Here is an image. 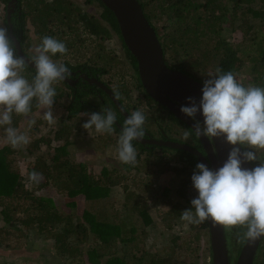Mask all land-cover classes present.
Listing matches in <instances>:
<instances>
[{
    "label": "trees",
    "instance_id": "16d2710c",
    "mask_svg": "<svg viewBox=\"0 0 264 264\" xmlns=\"http://www.w3.org/2000/svg\"><path fill=\"white\" fill-rule=\"evenodd\" d=\"M8 1L9 0H0V4H6ZM25 1L27 7L24 10L21 6ZM25 1L16 0L17 9L14 11L10 21L12 35L19 42L23 54L33 62V57L26 52L30 45L25 30L27 17L30 18L36 33L40 35V39L44 36H51L64 42L68 51L70 49L73 50L76 44L81 46L86 41L93 43L97 39H104V37L108 38V29L113 30L121 38L118 24L112 12H110L98 0H85L84 3L89 4L92 1L98 3V5L103 8L102 20L94 19L87 12H81L77 10V8H72V3H67L65 2L66 0H51L50 2L48 0ZM137 1L141 5L144 17L155 32L158 42L163 50L165 64L168 68L179 71L204 85V82L207 79L215 78V69L219 67L223 71L233 72L236 78L245 86L254 85L264 88V39L256 42L258 52H256L255 56H253V54L241 55V48H236L235 45L234 47L233 44L226 40L225 34L227 31L222 33V30L218 31L212 29L216 23L222 25L223 22H227L229 19L235 21L237 19L235 12L238 10L241 11L240 19L250 14L252 19L259 20L258 25H260L261 29H264V0ZM230 3L232 4L229 6ZM39 5L41 7H38ZM1 11H3L0 12L1 23L9 30L5 11ZM75 11H77L76 15H74ZM228 11L233 12L231 16L228 15ZM53 13L56 15L64 13L62 20L66 19L67 21L66 31L68 33L74 32L73 29L78 26L77 31L79 36L74 42L71 40L70 42L63 40L61 37L63 36L62 26L58 27V29L54 28L50 30L54 26L50 20V16ZM71 16H74L73 20L70 18ZM102 21H105L106 24L104 25ZM220 28L221 27L219 26V29ZM211 30L213 31L210 32ZM209 33H213L215 35L213 36L216 38H214V40L209 38ZM245 33L248 34V30ZM230 34L231 31H228L227 35ZM245 36L246 35L244 34L242 40L245 39ZM250 40L255 42V36L251 37ZM200 43L203 47L202 52L200 51ZM122 45L127 56L132 60V69L136 74L135 88L138 89L140 94H144V99L139 98V100H137L138 102H132L129 92L124 85L119 86L115 91V96L120 103H122L123 100L122 108L127 113L128 107H131L133 111L141 110L145 113L147 121L152 119L151 121L160 124V127L165 128L168 121H172L171 124L188 130L192 137L194 135L192 130L176 119L162 106L161 108L164 110L162 111L165 112V114L160 115L161 119L150 118L148 113H150L152 109H155L154 105H156V103L147 96L142 88L138 77L136 61L127 50L124 43ZM100 49L101 47L99 50ZM168 52L173 53L180 58H177L174 61L173 57L167 56ZM104 53L100 57V60L102 57L104 58L106 56ZM63 57L64 55L61 56L58 53L51 58L57 60L63 59ZM200 57H204V60ZM105 59L107 63H112L113 61L112 58L105 57ZM61 63H63L70 71L82 68L87 69L86 66H88L87 63L71 66V64L65 60ZM91 66L94 65L88 66L89 69L93 74L97 75H100L102 73L101 70L105 69L99 67L100 69L98 70V68H93ZM209 73H212V76H210ZM35 74L36 71L30 68L27 64L25 70L21 73V75H23L30 83L33 81ZM54 87L57 92V95L54 98V105H56L61 111V115L56 118L55 123V126H59V128L53 133H48V137H50L49 142L37 139L34 142L32 141L29 143L28 148L30 149V152L32 150L38 151L37 160L41 158L43 165L44 159L39 152V143L46 145L47 151L53 150V155L50 159L51 165L43 166L41 163L39 166L44 176L43 186L50 185L51 187H55L56 191H59L63 198L68 202L65 205L67 211L65 212L63 209L55 207L51 199L30 195L25 186H23L22 178L19 173L14 172V169L11 167L9 156L12 155L13 150L8 146L7 142L4 143V146L0 147V197L11 199V201H20L21 199H24L25 202H22V209H24V212L31 213L32 216H30L27 221L18 220L17 223L31 226L36 222L38 224V233H41L42 230L49 232L50 237L54 239L56 255L66 257L75 254L84 255L85 253L90 264H127L125 263L126 257L131 256L132 259H135L134 254L135 252H138V246L137 244H134L136 242L134 233L137 230L135 224L126 221L116 222L115 219L117 215L114 213H108L110 209L108 208L107 203L104 205L105 207H101L99 211L92 207L94 204L99 203V201L110 197V195H108L110 191L108 182L105 186H101L100 181L94 180L92 176L87 174L86 167L83 164L72 162L70 158H68L70 131L78 130L80 134V126L89 119V115L84 114H91L93 112H100L103 114L104 109H107L109 106L114 108V105L109 97L96 86L85 85L84 89L86 90H84L83 87L74 88L68 86V84L63 81H58ZM66 89H69L70 91H67ZM96 91L102 96V98L106 97V103L103 101H101L102 103L99 102V97L94 95ZM129 99L131 101H129ZM150 103H153L154 105H150ZM37 104L38 102L36 98H33L32 111L27 118L38 109ZM114 109L117 112V120L113 127L115 132L121 134V129L125 120L117 109ZM160 111L161 110L158 109V107L155 110L156 113H160ZM156 115L159 116V114ZM21 117L22 116L20 115L13 114L12 125L16 124L17 120ZM23 117L26 118L25 116ZM30 119L31 118H29L28 121ZM46 125L49 124L46 122ZM117 125H121V129H119ZM4 126L8 127V125ZM83 130L87 131L85 129ZM89 131H91V129ZM76 135H78V133ZM155 139L169 140L168 137H164L160 134ZM132 143L133 146L139 148L140 152L153 154L155 151L157 153L170 151L178 154L179 167L177 169L172 167L168 169L174 173L176 176L175 179L178 180L174 183L177 187L174 193L176 198H178V201L175 200L176 202L172 203L170 206L172 210L170 211L169 216L179 218L182 211L191 208V200L198 195L192 185L191 176L197 171L196 165L200 162L196 156L182 150L170 149L168 147L150 148L148 146L149 148H145L144 145L137 144L134 141ZM24 147H26V145H24ZM246 147L247 146H241L242 151L248 150ZM255 151H257L260 160L264 161V149H256ZM161 159L162 156L153 158L151 165L160 163ZM248 163L252 169L258 166L259 161ZM124 167L130 168L129 165ZM32 169L33 168H31V170ZM106 171V169L103 170V177H106ZM63 178L64 180H62ZM34 184L40 185V183ZM145 186H147V184H145ZM126 189L127 186H124V191H126ZM133 195V192H126L125 203L123 202L122 208L125 209V205H129L128 202H131L130 211L132 214L140 216L139 220L142 222L141 227L146 226L150 224V217L147 214L148 208H146L143 203L138 204V200L135 201L133 200L134 198L130 200V196L133 197ZM157 195L156 199L160 197L162 202H164L168 198V190L163 188L161 191L157 192ZM27 200L29 203L26 202ZM180 201H182V203ZM111 207L112 206H110V208ZM3 215L5 221H11L12 224L16 223L14 219L8 217V214L4 210ZM169 226L170 225L168 224L167 227ZM12 227L16 226L13 225ZM207 227V221L203 224L192 226L193 229L198 230H207ZM19 229L20 228H18L17 231H20ZM143 229L144 228H142L140 234H145ZM223 229L229 257L235 262L237 255L245 243L246 239L243 238V233L246 229L242 227L229 229L224 226ZM71 239L75 243L73 246L71 244ZM88 240H91L92 244H90L94 246L87 247L85 251L80 250L79 246L84 245ZM117 241L122 244L120 250L117 249ZM171 242L170 250L172 253L174 250H181L183 248L177 239L172 238ZM133 245L135 246L133 247ZM131 248L133 249L130 251L129 249ZM208 249L210 248L208 247ZM143 255H146L147 257L143 259ZM106 256L108 258L102 263L101 259ZM170 260V255L167 257L161 256L157 253H142L137 260H134L133 264H173L170 263ZM209 262V264H211V261ZM253 264H264V239L259 245Z\"/></svg>",
    "mask_w": 264,
    "mask_h": 264
},
{
    "label": "rangeland",
    "instance_id": "374dc122",
    "mask_svg": "<svg viewBox=\"0 0 264 264\" xmlns=\"http://www.w3.org/2000/svg\"><path fill=\"white\" fill-rule=\"evenodd\" d=\"M48 1L50 2L51 0ZM65 2L72 3V8H77V10L81 12H87L94 19L102 20L103 8L95 1L89 4L84 3L85 0H66ZM231 4L232 3H230L229 6ZM4 6V4H0V12H3L1 10L4 9ZM21 7L25 10L27 7L26 1ZM38 7L41 6L39 5ZM76 13L77 11L74 12V15H76ZM232 13V11H228L229 16H231ZM240 14V10L236 11L235 16L237 19L235 21L229 19V21L223 22L222 25L216 23L212 29L218 31L222 30V33L227 31L225 34L226 37H224L229 43L233 44V46L235 45L236 48H241V55L253 54V56H255L256 52H258L256 42L264 39V29H261L260 25H258L259 20L252 19L250 14L241 19ZM50 17L51 23L54 25L50 30L54 28L58 29V27L62 26L63 36L61 37L63 40L68 42L71 40L74 42L77 39L79 36L77 31L78 26L73 29L74 32L68 33L66 31L67 21L66 19L62 20L64 13L58 15L53 13ZM70 18L73 20L74 16ZM102 23L104 25L106 24L105 21H102ZM0 25H2L1 17ZM219 26L221 27L220 29ZM25 30L30 44L26 52L34 57L38 55L35 50L40 44L41 39L28 17ZM247 30L248 34L245 33ZM212 31L213 30L210 32ZM228 31H231L230 35H227ZM244 34L246 36L245 39L242 40ZM208 35L209 38L213 40L216 38L213 33H209ZM254 36L256 39L255 42L250 40L251 37ZM199 46L202 52L203 47L201 43ZM100 47L101 49L99 50ZM105 51L111 53L106 54L107 56L105 57L112 56L113 65L107 63L105 57H102L100 60V57ZM167 56L173 57L174 61L180 58L170 52L167 53ZM200 58L204 60V57ZM63 60L68 61L71 65L76 63H87V65H94V67L98 69L105 68L107 72L109 71V74H104L105 79L108 78L109 80L110 78L112 81L111 84L116 89L124 85L129 92L132 102H138L136 98H138V100L142 98L138 89L135 88L136 79L134 75L131 74V69L127 63H124L120 43L116 41V38L110 31L108 32V38L104 37V39H97L93 43L86 41L81 46L76 44L73 50L70 49L68 53L64 55L63 59H53V61L58 64ZM129 101L131 100L129 99ZM54 104L52 106V111L56 119L61 115V111ZM44 111H46L45 108L38 107L28 118L22 116L17 120L16 124L11 126L17 128L19 132L26 134L29 137V143L37 139L49 142L50 137H48V133H53L59 126H55V124L46 125L47 121L43 119ZM29 118L35 120V124L31 127L28 126ZM171 123L172 121H168V129L165 128L167 135L170 138L184 137V131L181 130L182 128L173 126ZM4 128L5 126H0V147L4 146L6 142ZM83 129L84 128L80 126V134L78 130L70 131L68 158H70L72 162L83 164L86 167L87 174L92 176L94 180L100 181L101 186H105L108 182L110 188L108 195H110V197L99 201V203L94 204L92 207L99 211V209L105 207L104 205L107 203L110 209L108 213L117 215L115 219L116 222L126 221L135 224L137 230L134 233L136 238L134 244H137L138 252L134 254L135 259H132L131 256L126 257L125 263L133 264L134 260H137L142 253H157L167 257L170 255V263L173 264H182V262L183 264H209V261H211V254L210 249H208V230L193 229V225H187V222L182 221L180 217L175 218L169 216L172 210L170 206L172 203L176 202L175 200L178 201L174 193L177 189L174 183L178 180L175 179L176 176L168 168L172 167L177 169L179 167L178 154L170 151L164 153H157L155 151L153 154H149L147 152H140L139 149H136L137 159L135 164H124L118 159L116 148L119 137H117L114 132L112 134H101L97 133L94 128L91 129V131H84ZM149 129L153 133H156L154 127L149 126ZM77 133L78 135H76ZM115 136L117 139H115ZM156 137L158 136L156 135ZM28 144L26 147L21 146L22 148L15 149L8 144L13 150L12 155L9 156L11 167L14 169V172L19 173L22 178V184L30 195L51 199L55 207L63 209V211L66 212L67 209L65 205L68 203L67 200L63 198L58 190L56 191L55 187H51L50 185L43 186L44 176L39 167L42 163L41 158L37 160L38 151L32 150L30 152ZM39 146L40 155H42L44 159V165L43 163L42 165L50 166L53 150L47 151L46 145L41 143H39ZM161 156L162 159L160 163L151 165L153 158ZM126 165H129L130 168L124 167ZM31 168L33 169L31 170ZM104 169L107 170L106 177L102 175ZM33 170L42 174V179L39 182L40 185H36L29 180V173ZM62 180H64V178ZM145 184H147V186H145ZM124 186H127L126 191H124ZM163 188L168 190V198L164 202H162L160 197L156 199V196H158L157 192L161 191ZM126 192H133L134 195L133 197L130 196V200L134 198L133 200H138V204L143 203L145 207L148 208L147 214L150 217V224L141 227L142 222L139 220L140 216L132 214L130 211L131 202H128L129 205H125V209L122 208L123 202L125 203ZM22 202H25L24 199L20 201H11V199L0 197V264H90L85 253L84 255L75 254L66 257L56 255L54 239L50 237L49 232L45 230L38 233V224L36 222L31 226L17 223L18 220L27 221L30 216H32L31 213L23 211ZM26 202L29 203L28 200ZM180 202L182 203V201ZM110 206L113 208H110ZM3 210L6 211L8 217L14 219L16 222L15 224H12L11 221L4 220ZM168 224L170 225L169 227H167ZM13 225L16 227H12ZM18 228H20V231H17ZM142 228H144L145 234H140ZM172 238L177 239L181 247H183L181 250H174L173 253L170 250ZM90 243L91 240H88L84 245L79 246L80 250L85 251L87 247L94 246ZM71 244L72 246L75 245L72 239ZM116 245L117 249L120 250L122 244L117 241ZM135 245H133V247ZM132 249L133 248L129 250L131 251ZM146 257V255L142 256L143 259ZM107 258V256L102 258L101 262L103 263Z\"/></svg>",
    "mask_w": 264,
    "mask_h": 264
},
{
    "label": "clouds",
    "instance_id": "9594fccd",
    "mask_svg": "<svg viewBox=\"0 0 264 264\" xmlns=\"http://www.w3.org/2000/svg\"><path fill=\"white\" fill-rule=\"evenodd\" d=\"M33 57L36 74L30 83L21 73L26 61L16 54L6 26L0 25V126L4 128L5 140L14 149L27 145L29 137L11 127L13 114L27 117L32 111V101L36 98L38 107H43V119L49 125L56 123L52 106L57 95L53 86L64 80L68 68L56 63L51 57L58 53L63 56L68 49L64 42L51 36H44ZM215 78L207 79L202 88V99L197 105L191 97L190 106L181 105L180 111L195 118L202 112L203 126L194 125L198 137H223L233 145L227 160L218 170H212L205 163H197L191 181L198 195L191 200V208L181 212L180 219L187 225H200L205 221L226 228L246 229L243 238L249 244L264 237V161L256 149H264V88L240 82L231 71L217 67ZM212 76V73H209ZM82 127L97 133L112 134L116 123V113L107 108L93 112ZM146 115L141 110L133 111L124 121L119 135L116 152L121 163L134 165L137 150L133 141L144 136ZM35 124L30 119L28 126ZM190 133L184 132L185 140ZM237 145L247 146L243 152ZM259 161L252 169L242 167L243 162ZM42 174L33 170L29 180L39 183ZM194 210V211H193ZM186 225V226H187Z\"/></svg>",
    "mask_w": 264,
    "mask_h": 264
},
{
    "label": "water",
    "instance_id": "95a60500",
    "mask_svg": "<svg viewBox=\"0 0 264 264\" xmlns=\"http://www.w3.org/2000/svg\"><path fill=\"white\" fill-rule=\"evenodd\" d=\"M98 1L112 12L116 19L123 43L136 61L138 77L147 96L164 106L176 119L187 125L195 134L194 121L183 114L180 111V108L181 105L190 106V101L188 100L189 97L199 105V102L202 99L203 85L191 77L167 67L164 61L161 45L158 42L153 28L144 17L141 5L137 0ZM15 3L16 0H10L7 5L8 21ZM9 34L11 35V31ZM12 40L17 55L23 57L26 64L36 71L34 62L23 54L19 42L13 36ZM61 81L71 84V80L67 77ZM87 82L90 85L100 88L109 97L114 107L126 120L129 115L122 108L111 90L96 79H87ZM194 119L199 121L203 126L202 112L198 111ZM117 126L120 128V125ZM196 137L203 147L205 156L197 150L191 149L187 145L171 141L140 139L137 142H140L143 145L151 144L152 146L168 147L188 152L196 156L200 163H205L206 166L212 170H218L222 167L227 160L228 154L232 150L233 145L227 143L223 137ZM236 147H240L241 152H243L241 145H237ZM242 167L251 169L247 161L242 163ZM207 226L211 264H232L227 249L223 226L214 224L210 220L207 221ZM263 239L264 237L258 239L253 244H249V242L245 240V243L233 264H253L259 245Z\"/></svg>",
    "mask_w": 264,
    "mask_h": 264
},
{
    "label": "flooded vegetation",
    "instance_id": "af4514ba",
    "mask_svg": "<svg viewBox=\"0 0 264 264\" xmlns=\"http://www.w3.org/2000/svg\"><path fill=\"white\" fill-rule=\"evenodd\" d=\"M10 1V0H9ZM9 1L6 3V4H4L5 6H4V11H5V14H6V19H7V4L9 3ZM17 9V6H16V3H15V6H14V8H13V11H12V13L10 14V16H9V21H8V19H7V21H8V24H9V31H11V38H12V26H11V17H12V15L14 14V11ZM109 31H110V33L116 38V41L117 42H119L120 43V48H121V52H122V57H123V60H124V63L126 64H128V66H129V68L131 69V74L132 75H134V77L136 76V74L133 72V69H132V60H130V58L127 56V54H126V52H125V50H124V48H123V41L121 40L122 38H120L119 37V35H117L113 30H111V29H109ZM14 37V36H13ZM106 51H105V53H104V55H106ZM107 54H111V53H107ZM107 56V55H106ZM108 58H112L113 59V57L112 56H108ZM113 62V61H112ZM80 64H82V63H76V64H74V65H71V66H75V65H80ZM114 63H111V65H113ZM137 65V64H136ZM88 66H90V65H88ZM88 66H86V68L87 69H85V68H82V69H76V70H74V71H70V70H68V72H69V75L67 76V78L69 79V80H71V84H68V86H71V87H74V88H81V87H83V89H84V87H85V85H89V86H91L88 82H87V79H96L98 82H100V83H102L104 86H106L109 90H111L112 92H113V94L115 95V91H116V88L111 84V80H110V78H109V80H108V78L107 79H105V76H104V74L106 75V74H109V71L107 72L105 69L104 70H101L102 71V73L100 74V75H97V74H93L92 73V71L89 69V67ZM91 67H93V68H95L94 66H91ZM99 70V69H98ZM87 79H86V78ZM67 84V83H66ZM92 86H94V85H92ZM67 90V89H66ZM69 90V89H68ZM67 90V91H68ZM84 90H86V89H84ZM70 91V90H69ZM94 95H96L97 97H99V102H101V101H103L104 103H106L107 102V99H106V97H104V98H102V96L96 91V93L94 94ZM116 97V96H115ZM141 97L144 99V94H141ZM117 98V97H116ZM121 99H122V97H121ZM96 100V99H95ZM117 100H118V98H117ZM138 100V98H136V101ZM119 101V100H118ZM112 102V101H111ZM125 102V101H124ZM102 103V102H101ZM103 103V104H104ZM119 103H120V101H119ZM122 103H123V100H122ZM122 103H120L121 104V106H122ZM156 103V105H154L153 103H150V105H154V107H155V109H152L151 110V112L150 113H148L149 114V116H150V118H154V119H161V117H160V115H164L165 114V112H163L164 110L161 108V104H159V103H157V102H155ZM128 105V104H127ZM158 107V109H160L161 111H160V113H156L155 112V110H156V108ZM165 110H167L164 106H162ZM108 108H111L115 113H117L116 112V110L114 109V108H112L111 106H109ZM163 110V111H162ZM126 112V111H125ZM133 112V110H132V108L131 107H128V115L129 114H131ZM156 114H159V116L158 115H156ZM121 115V114H120ZM122 116V115H121ZM123 118V117H122ZM193 121H194V123H196L197 121L194 119V118H192V117H190ZM124 119V118H123ZM125 120V119H124ZM152 119H150V121H147L146 120V123H145V125H144V136L141 138V139H145V140H147V139H155L156 138V135L158 136L159 134L160 135H163L164 137H168L169 138V140H164V141H171V142H175V143H178V144H184V145H187L188 147H190L191 149H193V150H197L198 152H200L203 156H205V153H204V150H203V147H202V145H201V143H200V141L198 140V138L196 137V135L194 134L192 137H191V134H190V137H189V139H187V140H185V138L182 136V138H170L168 135H167V132L165 131V128L166 129H168L167 128V126L164 128V127H160V124H157V123H155V122H153V121H151ZM201 124V123H200ZM173 126H176V125H174V124H172ZM185 125V124H184ZM121 126V125H120ZM149 126H152V127H154L155 129H156V133H153L150 129H149ZM187 126V125H186ZM201 126H202V124H201ZM180 127V126H179ZM182 128V127H181ZM119 129H121V128H119ZM181 130H183L184 132L185 131H188V130H186V129H184V128H182ZM121 131H122V129H121ZM189 132V131H188ZM114 133H115V135L117 136V137H119V135L120 134H118L117 132H115V130H114ZM115 136V139H117V137ZM195 137V138H194ZM155 140H161V139H155ZM195 140H197L198 141V143H199V145H198V143H197V141H195ZM134 142H136L137 144H141L140 142H137V141H134ZM198 145V146H197ZM145 146V148H155V147H159V146H152L151 144L149 145V144H147V145H144ZM149 146V147H148ZM136 149H139L137 146H134ZM171 149V148H170ZM175 150H177V149H175ZM197 158V157H196ZM198 159V158H197ZM206 159V158H205ZM199 161V160H198ZM200 162V161H199ZM231 262H232V264H233V261H232V259H231Z\"/></svg>",
    "mask_w": 264,
    "mask_h": 264
}]
</instances>
